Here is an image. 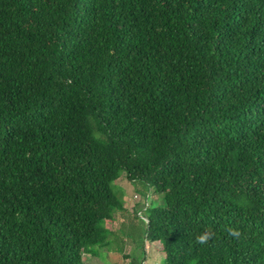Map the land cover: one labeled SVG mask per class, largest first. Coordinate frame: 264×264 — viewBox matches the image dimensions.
Masks as SVG:
<instances>
[{
	"label": "trees",
	"instance_id": "trees-1",
	"mask_svg": "<svg viewBox=\"0 0 264 264\" xmlns=\"http://www.w3.org/2000/svg\"><path fill=\"white\" fill-rule=\"evenodd\" d=\"M120 173L125 264H264V0H0V264L97 255Z\"/></svg>",
	"mask_w": 264,
	"mask_h": 264
},
{
	"label": "rangeland",
	"instance_id": "rangeland-1",
	"mask_svg": "<svg viewBox=\"0 0 264 264\" xmlns=\"http://www.w3.org/2000/svg\"><path fill=\"white\" fill-rule=\"evenodd\" d=\"M111 188L120 198L123 210L114 214L113 221L102 224L108 231L110 241L106 247L100 248L97 255L83 253V264H125L128 258L124 259L122 253L136 252L134 240L138 241L141 238L142 225L136 211L144 212V201L148 204L147 207L160 202V194H155L146 187L136 190L135 185L127 181L122 173L111 182ZM121 244L122 253L119 251ZM143 249L145 253L143 264H160L161 253L158 243L147 245L144 242Z\"/></svg>",
	"mask_w": 264,
	"mask_h": 264
},
{
	"label": "clouds",
	"instance_id": "clouds-1",
	"mask_svg": "<svg viewBox=\"0 0 264 264\" xmlns=\"http://www.w3.org/2000/svg\"><path fill=\"white\" fill-rule=\"evenodd\" d=\"M208 239H209V235L205 233L197 237V242L203 244V243H206Z\"/></svg>",
	"mask_w": 264,
	"mask_h": 264
}]
</instances>
